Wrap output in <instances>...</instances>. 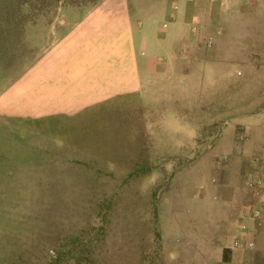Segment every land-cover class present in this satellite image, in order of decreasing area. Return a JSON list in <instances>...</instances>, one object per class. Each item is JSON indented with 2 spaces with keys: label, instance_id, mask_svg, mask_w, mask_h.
I'll list each match as a JSON object with an SVG mask.
<instances>
[{
  "label": "rangeland",
  "instance_id": "374dc122",
  "mask_svg": "<svg viewBox=\"0 0 264 264\" xmlns=\"http://www.w3.org/2000/svg\"><path fill=\"white\" fill-rule=\"evenodd\" d=\"M100 1L0 0V100L22 84L25 67L7 71L9 55L37 56L53 38L42 25L79 20L86 9L75 6ZM182 1L167 0L168 14ZM216 6L219 33L190 17L174 43L184 79L158 97L126 92L76 117L0 110V264L264 262V245L231 248L257 202L248 181L264 179V0ZM137 15L147 30L149 13ZM145 47L170 56L153 38Z\"/></svg>",
  "mask_w": 264,
  "mask_h": 264
},
{
  "label": "crops",
  "instance_id": "0c3cea01",
  "mask_svg": "<svg viewBox=\"0 0 264 264\" xmlns=\"http://www.w3.org/2000/svg\"><path fill=\"white\" fill-rule=\"evenodd\" d=\"M129 1L101 0L93 5L75 6L74 10L81 7L86 9L81 19L72 20L66 16L51 25H42L41 28L47 29L50 37L53 36L49 44L43 46L42 52L37 56L32 51L21 58L18 54L7 57V60H11L7 63V71H14L19 65L25 69L19 79L22 84H15L2 93L1 97L5 95V99L0 100V110L5 107L11 114L25 115L27 110L24 108L36 105L39 118L76 117L81 110L102 106V103L126 92L147 93L150 97L153 93L154 96L163 93L170 89L174 79H184V71H178L184 52L175 48L174 43L184 40L190 17L207 26L213 32L210 34H215V29L218 34L220 26L215 23V7H218V2L226 0H212L207 5L202 0L182 1L175 4L176 8L173 6L169 14L167 0H154L144 7L146 9L137 7L139 10ZM142 10L149 13L145 17L149 19V28L140 31L138 28L142 26V21L137 14ZM166 15L170 22L158 29V19ZM26 27L29 26L22 25V28ZM36 27L37 30L33 29L36 31L32 32L23 30L22 38L34 35V32L36 35L40 33V25ZM234 27L249 29L252 24L235 22ZM232 33L237 35L239 32L231 31L230 35ZM247 34H250L249 30ZM147 35L157 45H166L169 58L162 56V47L159 49L162 58H157L154 52L148 54L145 47ZM245 38L249 39L248 36ZM183 47L185 52H189L188 44L185 43ZM260 52L264 54V49ZM236 53V58L243 55L240 50H236ZM33 83L37 84L36 94L28 86ZM257 243L259 247L264 245V225L256 232ZM221 260L219 264H231L224 258ZM202 264H207V261L203 260Z\"/></svg>",
  "mask_w": 264,
  "mask_h": 264
},
{
  "label": "built area",
  "instance_id": "2783aa9c",
  "mask_svg": "<svg viewBox=\"0 0 264 264\" xmlns=\"http://www.w3.org/2000/svg\"><path fill=\"white\" fill-rule=\"evenodd\" d=\"M248 186L257 197V202L242 212L239 231L231 245L234 251L239 252L256 248V232L264 225V179L248 181Z\"/></svg>",
  "mask_w": 264,
  "mask_h": 264
}]
</instances>
